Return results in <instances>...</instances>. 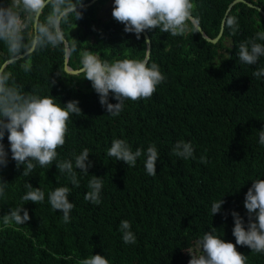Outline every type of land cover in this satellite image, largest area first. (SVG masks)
I'll return each mask as SVG.
<instances>
[{
    "label": "trees",
    "instance_id": "16d2710c",
    "mask_svg": "<svg viewBox=\"0 0 264 264\" xmlns=\"http://www.w3.org/2000/svg\"><path fill=\"white\" fill-rule=\"evenodd\" d=\"M107 1H94L86 6L82 19L73 21L71 28L65 26L69 41H77L78 51L68 60L72 68H78L79 51L85 47L107 59H144L143 34L137 39L134 33H125L124 25L113 17L101 20L103 25L98 23ZM231 1L193 0L196 7L192 15L207 35L218 33ZM256 3L264 9V0ZM233 17L239 24L234 35L226 23ZM259 31H264V21L256 9L242 2L227 11L216 44L206 41L191 21L184 35L146 31L151 40L148 62L157 63L166 79L151 98L126 100L118 116L109 115L101 106L82 73L64 72L61 48L30 54V73L23 72L19 63L9 64L13 80L25 91L36 88L62 105L78 100L82 113L71 114L66 143L57 149V160L44 168L37 165L29 176L22 175L23 165L17 170L11 160L5 134L9 163L0 169V180L7 182L6 194L0 197V216L24 204L31 219L18 231L0 229V264H79L95 254L107 257L110 264H189L191 255L181 249L184 245L198 247L200 254L199 240L212 227L222 239L235 244L231 212H238L247 227L245 194L252 180L264 174V145L258 142V132L264 130V77L252 75L264 67V57L250 66L237 56L239 44ZM94 37L97 43H90ZM221 47L230 55L225 57ZM6 56L7 49L0 44V60ZM59 70L65 75L57 76ZM52 79L56 83L51 86ZM117 102L110 94L109 103ZM113 139H124L133 151L139 147L144 153L155 144L157 174H147L146 155L142 154L134 167L107 156ZM179 140L193 145L194 159L173 154ZM85 147L91 150L88 159L93 166L88 175L76 169L80 180L76 188L55 163L65 159L74 163L72 154L78 155ZM201 157L207 163H201ZM93 175L103 179L98 206L84 199ZM27 183L45 192L43 203L22 200ZM58 186L71 189L68 199L75 207L69 223H64L62 212L54 211L48 203V193ZM222 198L221 212L212 215V203ZM121 220L131 223L135 244L123 243ZM237 250L248 257L247 264H264V253H252L240 245Z\"/></svg>",
    "mask_w": 264,
    "mask_h": 264
},
{
    "label": "clouds",
    "instance_id": "9594fccd",
    "mask_svg": "<svg viewBox=\"0 0 264 264\" xmlns=\"http://www.w3.org/2000/svg\"><path fill=\"white\" fill-rule=\"evenodd\" d=\"M246 1L252 6L245 4L256 9L264 21L261 13L264 12L263 7L257 4L256 0ZM85 4L84 0H0V44L7 49L6 58L0 60V169L6 168L9 163V152L3 143L6 133L11 160L15 161L17 170L23 165L22 175L29 176L37 165L44 168L57 160V149L66 143L71 114L78 116L82 113L78 100H71L62 105L56 97L51 94L41 95L36 88L25 91L13 80L9 64L19 63L23 72L30 73L33 71L30 56L32 53L49 47L61 48L66 58L76 53L77 41H69L65 26L71 28L73 21L83 18L86 11ZM195 7L193 0H108L103 6V17L102 19L99 17L98 23L113 17L124 25L125 33H134L137 39L143 34L147 49L148 41L145 39V34L149 38L150 47L151 40L146 31L158 29L173 37L187 33ZM228 10L221 19L218 31L221 35L218 40L222 36ZM226 23L234 35L239 28L238 21L233 17ZM217 34L206 35L214 39ZM218 40L208 42L216 44ZM257 41H264V31L257 32L253 38L239 44L237 56L241 63L256 65L259 59L264 57V43ZM93 42L97 43L95 37L90 39V43ZM225 44L230 45L228 41ZM219 50L225 57L230 55V52L223 47ZM64 72L59 70L56 75L59 76ZM81 73L84 79L91 82L92 88L99 96V103L111 116H118L123 111L126 100L151 98L157 86L166 79L159 65L155 62L149 64L145 57L144 59L115 60V57L107 59L88 47L79 51L77 74L72 75ZM252 75L257 79L264 77V67L257 68ZM49 83L52 86L56 81L52 79ZM110 94L118 101L117 103H109ZM258 135L259 144L264 145V130H260ZM172 151L175 156L185 160L195 158L193 145L184 140L177 141ZM90 153L91 150L85 147L78 155L72 154L74 163L73 159L55 163L60 174H66L73 187L80 186L76 169L88 175L89 168L93 166L88 159ZM142 154L146 155L147 174L155 176L156 163L159 159L155 144L149 145L144 153L139 147L133 151L132 146L124 139H113L106 153L107 156L123 161L129 167H134ZM200 160L201 163H207L203 157ZM6 186L7 182L0 180V197L5 196ZM26 188L28 191L22 197L23 201L35 204L45 201V192L40 187L34 188L27 183ZM88 188L90 190L85 193L84 199L98 206L102 202L103 179L93 175L88 182ZM70 194L71 189L67 186H58L48 193V203L54 211L62 212L64 223L70 222V213L75 207L68 199ZM224 202L222 198L212 203V215L221 212ZM23 205L11 208L9 213L0 216V229L18 231L21 225H25L31 219L29 211ZM244 208L247 211V227H245V219L238 212H231L234 220L232 234L235 237V244L222 239L217 235V229L212 227L199 240L200 254L198 247L192 249L184 245L181 249L185 248V251L191 255L189 264H247L248 257L237 250V245L250 248L252 253H264V174L252 180V185L245 194ZM119 231L122 233L124 244L136 243V236L131 231V223L128 220L120 221ZM79 264H110V262L107 257L95 254L80 260Z\"/></svg>",
    "mask_w": 264,
    "mask_h": 264
},
{
    "label": "water",
    "instance_id": "95a60500",
    "mask_svg": "<svg viewBox=\"0 0 264 264\" xmlns=\"http://www.w3.org/2000/svg\"><path fill=\"white\" fill-rule=\"evenodd\" d=\"M94 1H95V0H91V1H89L88 3H86L85 5L88 6V5L92 4ZM238 1L244 2V3H246L248 6H252V4H251L250 2H247L246 0H232L231 3H230V5H229V7H228V9H229L234 3L238 2ZM255 7H256L257 9L260 10L259 7H257V6H255ZM260 11H261V10H260ZM261 13H262V15H263V17H264V12L261 11ZM222 21H223V20H222ZM192 22L194 23V27H195V29H198V30L200 31L201 36H202L204 39H206L207 41H210V42H216V41L218 40L219 36L221 35L220 33H218L217 36L214 37V39H211V38H209V37L204 33V31L202 30L201 26L197 23V21L195 20L194 17H193ZM221 29H222V27L220 28V30H221ZM145 39H146V41H148L145 58L149 60V57H150V45H149V38H148V36H147L146 34H145ZM68 58H69V57L66 58L65 55H64V63H63V69H64V71H65L66 73H68V74H77V69H78V68H71V67L68 65ZM10 62H11V61H10Z\"/></svg>",
    "mask_w": 264,
    "mask_h": 264
}]
</instances>
